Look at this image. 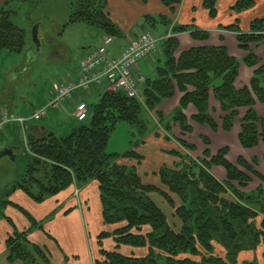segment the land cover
<instances>
[{
    "label": "trees",
    "instance_id": "1",
    "mask_svg": "<svg viewBox=\"0 0 264 264\" xmlns=\"http://www.w3.org/2000/svg\"><path fill=\"white\" fill-rule=\"evenodd\" d=\"M18 1H29L34 5L43 0ZM158 1L172 8L181 0ZM68 3L69 23H83L99 29L105 36L122 37L123 34L106 12L105 0H68ZM215 5L216 0H202V7L210 18L216 16ZM252 7L254 0H237L231 11L240 13ZM11 15L14 13L0 10V53H20L24 49L25 31L13 23ZM157 20L167 24L164 17L145 18L143 24L153 29ZM262 27L264 18L257 19L251 25V30L256 31ZM226 28L235 30V26ZM172 31L174 37L162 42L163 67L159 66L155 80L146 81L143 106L119 92H105L96 104L87 105V119L77 123L64 137L41 131L26 122L23 125L26 141L23 143L18 128V135L14 133L15 139L8 144V147L16 149L15 161L11 162L7 158L11 172L0 188V217L4 206L10 205L7 199L15 190L41 203L72 185L80 190L96 182L104 224L116 226L124 223V226L112 233L103 232L99 235V247H102L101 241L106 238H111L115 247L113 251L101 249L95 264H237L238 255L254 252L260 245H264V185L252 195H244L231 184L236 182L239 187L246 188L250 179L245 173L256 177L261 183H264V178L241 158L237 164L244 173L228 163L225 149L214 157H209L208 152H205L204 156L210 160L197 165L188 161L184 165L177 163L171 169L163 167L158 177L162 186L167 188L165 192L142 184L135 169L117 164L119 159L140 161L141 157L136 152L129 151L124 155L106 153L110 132L117 122L125 121L140 129L144 128L141 117L143 107L154 110L161 101L171 99L175 89L183 96L171 118L188 133H191V128L183 112L189 104L197 111V116L193 118L196 123L207 124L212 131L216 129L207 111L210 87H216L212 89L213 96L221 102L222 110L226 112L223 126L225 131L231 129L236 108L253 104V94L258 102L264 103V90L258 83L264 78L263 72L256 73L260 79L252 80L251 92L246 90L236 93L232 85L237 77L238 62L224 48L197 47L182 52L178 58L174 57L178 50L174 34L187 32L192 40L199 42L208 39L207 31L197 29L194 25L177 26ZM236 33L238 42L243 44L249 39H263L264 31L259 32L257 37L254 34L249 36L247 33ZM244 46L241 45L246 49ZM244 63L254 66L257 60L248 53ZM187 86L192 87L194 92L188 93ZM158 117L161 120L162 117ZM256 124H260V131ZM263 138L264 120L259 121L252 111H248L242 120L240 145L251 149ZM181 144L193 149L184 142ZM18 152L22 158L20 161L17 158ZM212 166L225 170L227 181L224 184L212 175ZM150 193H157L175 209L174 216L180 223L179 230L168 224L164 213L149 198ZM169 194L179 200L177 207ZM21 212L37 227L27 213ZM10 225L13 231L6 241L9 262L51 264L45 249L31 243L26 233L18 232L13 224ZM146 226L150 232L145 236L139 234L142 227ZM213 243L225 251L223 258L213 254ZM122 246L145 248L147 254L141 258L125 256L118 252ZM195 257H200V260L189 259ZM262 257L264 259V253ZM246 264L260 263L252 261Z\"/></svg>",
    "mask_w": 264,
    "mask_h": 264
},
{
    "label": "rangeland",
    "instance_id": "2",
    "mask_svg": "<svg viewBox=\"0 0 264 264\" xmlns=\"http://www.w3.org/2000/svg\"><path fill=\"white\" fill-rule=\"evenodd\" d=\"M4 1H9V3H4L3 7H0V10L3 9L6 12H13L14 15H11V19L13 23L25 31V45L24 49L20 53H10L7 51H3L0 53V105H4L7 108L9 114H15L17 116H21L24 118H28L31 116L33 111L38 108L45 106L49 99L54 95L53 87L60 81L61 77L71 69L73 64H76L79 61L81 54L89 51L95 50L94 48L99 44L100 37L102 33L99 29L89 26L83 23H69V3L68 0H43L42 2H36L32 5L29 1H18V0H0V3ZM255 3V1H254ZM3 4V3H2ZM7 5V6H6ZM255 5V4H254ZM258 20L264 18V11L259 14ZM256 19V20H257ZM256 20L250 21L245 23V25L241 24L238 25L237 21L234 22L231 26H235V30L227 29V28H220L222 30L227 31L228 33L232 34L233 36L230 37V41H233V45L231 44L230 50L232 51V55L228 53V50L223 45L218 46H211L210 44H214L209 41V37L206 41H199L203 43H207L203 47H222L224 48L228 55L234 58L238 62V70H237V77L233 82V91L236 93L243 92V91H250L251 92V82L255 79H260L256 76L257 72H263L264 76V33H262L263 39H252L248 40L247 43L241 44L237 40V33H247L249 36H258L259 32H263L260 28L259 30H251V25L255 23ZM38 26V33L37 38L40 42V48L37 50L36 45L32 39V29L33 27ZM117 27V26H116ZM150 28L141 26V29ZM117 29H119L117 27ZM159 32L161 29H158ZM173 30V29H172ZM142 31V30H141ZM140 31V32H141ZM153 35L157 36V31L149 30ZM254 31V32H251ZM139 32V33H140ZM187 33V32H185ZM181 34V33H179ZM190 37L189 33H187ZM168 35L173 36L172 33H168L167 35L161 38V43ZM175 38L176 35L174 34ZM216 35V34H214ZM105 36V35H104ZM170 36V37H171ZM112 37V36H106ZM106 37H103L106 38ZM174 37V36H173ZM114 39L113 43L109 47V51L111 56L115 54L114 49L118 45L119 39L112 37ZM191 38V37H190ZM102 39V42H103ZM177 39V38H176ZM192 39V38H191ZM130 40V39H129ZM194 41V40H193ZM215 40H213L214 42ZM178 42V40H177ZM198 42V41H195ZM228 42V43H229ZM102 44V43H101ZM244 46L246 49L241 47ZM162 46V44H161ZM197 48V47H196ZM162 49V47H161ZM178 49H179V42H178ZM192 49V48H191ZM163 50V49H162ZM190 50V49H188ZM186 50V51H188ZM185 52V51H183ZM155 53V52H154ZM153 53V54H154ZM178 50L176 51L174 57H177ZM250 53L254 58H256L257 63L254 66H248L244 63V58ZM152 54V55H153ZM151 55V56H152ZM164 57V53L162 52ZM87 56V55H86ZM84 58V57H83ZM149 58V57H148ZM81 61V60H80ZM163 67V63L161 65ZM260 87L264 90V78L260 79L258 82ZM146 88V84L141 90L140 98L136 100L142 106L144 104V93L143 89ZM216 89L215 86L208 88V101H207V111L211 120L214 122L216 127L215 131H212L211 128L207 124H198L196 123L193 118L197 116V111L192 104H189L187 108L189 110L184 109L185 113L183 112L186 120L187 125L191 128L197 127H205L211 133L216 134L217 137L214 139L215 147L210 150L211 146V139L208 136V132L206 130H198L195 133H188L181 129L179 123H176L171 118L170 115H163L162 113H158L157 110H143L141 113L142 121L144 123V128L140 129L135 124H130L125 121H119L115 124L113 130L110 132L109 139L107 142L106 153L108 154H117V155H124L129 151H133L143 155L144 160L142 161L141 165L139 161V165L135 162L130 160V163L120 161L117 164L119 166L133 168L136 171L139 170L140 173H148L150 168H154L158 164H165L163 166H168V159H161L156 156L155 147L154 145H159V143H152L150 141H146L145 139L149 138L150 136L157 137L159 136L158 131L160 127H162L165 135L169 139H174L178 142V145L184 148L182 150H172L170 155L177 158L174 163L184 165L183 163H188L191 161V164H200L202 161L207 162L210 160L209 157L216 156L220 151L227 150V154L225 159L231 164L236 170H239L244 173V171L238 166L237 160L242 159L251 168L258 173L262 178H264V138L259 141L258 145L254 148H251L253 151L249 153L248 156L242 158L240 156H234L236 162H230L228 157H233L236 154V150L233 149L232 145H236V143L230 144L232 142H236L238 146H240L244 150H251L243 148L239 143V134L241 132V125L242 120L244 117L237 118V113L241 112H248L252 111L259 121L264 120V103H260L256 100V97L252 95L253 104L249 107H238L236 108V116L232 121V126L230 131H225L223 129L226 116V112L222 110L221 102L218 101L213 96V90ZM188 93H193L194 89L190 86L186 87ZM102 91H100L101 93ZM98 91L95 90L94 87L90 89V96L85 98V102L88 106L94 105L99 100ZM180 97V100L183 94L175 89L174 95L171 99L167 100H174V97ZM178 99V98H177ZM211 99V100H210ZM179 100V101H180ZM211 101H213L211 103ZM174 102L172 101V104ZM259 108V112L255 111L256 108ZM65 108V106L63 107ZM61 109V111H48V115L37 122H28V125H43L47 128H50L57 136L64 137L69 134L70 130L77 124V121L71 116V110L73 108L71 106ZM144 108V107H143ZM176 109V108H175ZM174 109V110H175ZM214 109V113L211 114L212 110ZM173 110V111H174ZM172 111V112H173ZM245 113V115H246ZM158 115L162 118L159 119ZM244 115V116H245ZM20 117V118H21ZM256 128L260 131V124H256ZM234 127V128H233ZM6 128V127H5ZM157 132V133H156ZM10 134V126L8 125L4 131H0V136L5 137L6 135ZM196 134V136H195ZM202 134L204 136H202ZM231 134V135H230ZM189 135H192L190 137ZM219 135V136H218ZM226 135V136H225ZM189 136V137H188ZM186 137V139H185ZM198 138V139H197ZM166 139V138H165ZM195 139L196 144L195 143ZM200 139V140H199ZM145 141V143H144ZM194 142L193 144L191 142ZM181 142L186 143L189 146H192L193 149L185 148ZM144 144V145H142ZM175 148L170 144H166V147ZM197 145V147L195 146ZM160 146V145H159ZM165 148V145H161ZM199 146V147H198ZM229 147V148H228ZM3 148V147H2ZM3 149L0 148V151ZM208 152L209 157H205L204 153ZM231 152V153H230ZM20 153H17V158L19 161L22 159ZM231 154V155H230ZM0 159V188L5 184L7 175H9L10 167L7 163V160ZM262 159V160H261ZM124 160V159H121ZM259 161V162H258ZM134 163V164H133ZM167 167L169 169L173 168ZM219 167V166H214ZM224 170L222 167H219ZM144 171H140L143 170ZM211 171V170H210ZM225 171V170H224ZM157 171L154 175H158ZM137 173V172H136ZM213 173L215 171L213 170ZM226 173V172H225ZM218 174V173H217ZM245 175L250 179V182L246 186V188L239 187L238 184L231 183L239 193L244 195H252L256 190L263 186L264 183H261L259 179L249 174ZM163 189L167 191V188L163 186ZM230 195V194H229ZM176 202L179 205V200L177 199ZM95 200L94 198L91 200V210H90V219H89V226L85 230L84 233V249L86 251V258L87 261H90L89 264H92V256L96 253L99 240L97 236L105 231L103 222L101 219V214L95 213L94 209ZM172 226L173 220L169 219ZM178 225V224H177ZM124 226L123 224H118L112 228H108L110 231H114L118 228ZM175 230H179L178 228L174 227ZM150 232L149 227H142V231L139 232L141 235H146ZM103 248L111 249L113 242L112 239L106 238L102 241ZM213 254L215 256H219L223 258L225 256V251L216 243H213ZM120 253H125V256H131L128 251H120ZM264 253V245H260L254 252H243L237 257V264H246L247 262L256 261L260 264H264V259L262 257ZM147 254V250L144 249H137V251L133 254L135 257H145ZM185 258V257H181ZM188 258V257H187ZM193 261H199L200 257L189 258Z\"/></svg>",
    "mask_w": 264,
    "mask_h": 264
},
{
    "label": "crops",
    "instance_id": "3",
    "mask_svg": "<svg viewBox=\"0 0 264 264\" xmlns=\"http://www.w3.org/2000/svg\"><path fill=\"white\" fill-rule=\"evenodd\" d=\"M236 1L237 0H216V5H215L216 16L215 18H210L208 12L202 7V0H181L179 4L173 6L172 8L165 7L158 0H105L106 12L108 13L110 20L114 23L115 26L119 28V30L123 34L122 37L119 38L118 45L114 49L115 54L112 56L114 58L120 57V55L123 52V49L128 44L129 39L135 38L141 30H144L141 29V26L147 27L143 24V22L145 18H150V17L155 19L164 17L167 19V24L166 23L164 24L162 22L159 23V21L157 20V22L154 23L155 24L154 28L149 29V30L157 31L158 33L157 36L154 35L155 38H157L159 41L157 45V49L152 56L139 62L136 65V67L133 69V73L135 75H142L146 78V80L156 79L159 66H161L162 63L164 62V57L162 55L163 51L161 49L162 47L161 38L167 35L168 33L169 34L172 33V29L177 26L194 25L197 29L207 31L209 34L208 40L214 43V44H210L211 46L223 45L228 50V53L232 55L233 53L230 50V47L231 44L233 45V41L229 42L230 37L228 36H233V35L220 28L221 27L226 28L228 26H231L236 21L240 26L241 24L245 25V23L259 18L260 17L259 14H261L264 11V0H254L255 1L254 7L245 10L243 12L236 13L234 11H231V8L235 5ZM4 3H9V1H4V2L1 1L0 7H3ZM158 29H161V31L159 32ZM103 37L106 36H104L102 33V36L100 37L99 40V44L94 49L98 48L101 45ZM176 38L179 42L177 57L183 51H186L191 48L203 47L206 44H208V42L203 43V42L193 41L188 36L187 33L178 34L176 35ZM213 40L215 41L213 42ZM90 52L91 51L81 54L79 61L76 64H73L71 66V69L67 71L64 74V76L60 78L61 80L58 81L57 83L65 84L70 81L77 80L81 76L79 69L80 60L86 55H88ZM93 87L95 88L96 91L99 92L98 95L100 98L105 92H107L106 91L107 86L105 84H102L100 86H93ZM100 91L102 92L100 93ZM90 95L91 94L89 91L83 96H78V97L75 96L73 98V102L66 103L65 108L71 106V108H73L74 111V107L78 103L83 102L86 104L84 99L89 97ZM179 100L180 97L177 96L174 97V100L173 99L163 100L155 108V110H157L158 113H162L164 116L165 115L168 116L172 113V111L176 107H178ZM172 101L174 102L173 104ZM212 102L213 101H211V103ZM189 108L187 109L189 110ZM258 109L259 108L255 109L257 113L259 112ZM143 110H146L145 107L143 108ZM73 111L71 110V113H73ZM211 112H212L211 114H213L215 112L214 109ZM4 113H7L10 117L13 118L21 117L15 114H9L7 108H5L4 105H0V118ZM245 113H246L245 111L244 112L239 111L237 113L238 120L240 119L239 117H244ZM29 118L30 117H28L27 119ZM27 122H35V121H27ZM190 124H191L192 135L197 131L196 129L200 131L206 130L209 133L208 136L211 139V143L209 146H211L210 150H212V148L215 147L214 139L217 137V135L211 133V131H209L205 127L195 126L196 128L195 129L194 127H192L193 124L192 123ZM10 125L9 126H10L11 135L8 134L4 138L0 136L1 149L7 148L9 146L8 144L15 139L14 133L18 135V131H17L18 128L20 131L19 134L20 140L23 143H25L26 141V132L24 131L25 127L21 126L18 123H12ZM33 126L37 127V129H40L41 131L51 132L55 134L54 131L43 125H33ZM158 133L159 136L157 137L150 136L145 140L150 141L154 144L159 143L160 146L159 145L153 146L155 147L156 156L161 159L167 158L168 159L167 167H171L172 165H174V163L176 162L175 160L177 159L174 156L170 155L171 151L172 150L174 151V149L184 151V148L178 145V142L176 140L174 139L168 140L166 135H165L166 138L165 139L163 136L165 132L163 131L162 127H160ZM198 134L201 133L198 132ZM192 135L189 136L192 137ZM202 136L204 135L202 134ZM196 141L197 140L195 139V143L191 141L190 142L192 144L193 143L196 144ZM233 143H236V145H232L234 147L233 149L236 150V154H234L233 157L231 156L228 157V160L230 162H236L234 156L235 157L240 156L242 158H245L246 156L249 155L251 151L254 150V149L253 150L242 149L240 146H238L237 140L236 142L231 141L230 144ZM166 144H170L175 148H171L168 145H167L168 147H166ZM161 145H165V148H163ZM195 146L197 147V145ZM137 154L141 157V162H140L141 165L142 161L144 160V157L139 153ZM5 160H7V163L5 164H9L8 159L6 158ZM127 160L128 159H124V160L119 159L118 163L120 161L121 162L124 161L129 164L130 162ZM130 161L135 162L136 164L139 163V161L136 160H130ZM163 165L165 164H158L154 168H150L148 170V173H140L139 170H137L136 171L137 175L139 176L142 184L154 186L162 191H165L163 189L162 184L160 183V179L158 175H154V173H156L161 168L166 166ZM213 170L215 171V173H213ZM140 171H144V169ZM211 173L216 178V180L221 184H224L227 181L226 173L221 168L212 166ZM170 196L173 199L175 206L177 207L178 206V203L176 202L177 198L173 195ZM93 198L95 200V205L93 210H95V213L97 212L98 214H101V219H102V206L100 202L98 183L96 182H91L86 187L80 190L77 189L74 185H72L65 191H62L53 197H49L41 203H37L33 201L22 191L15 190L13 193H11V195L7 199L10 205L4 206V208L2 209V217H0V264H21L18 261L9 262L8 260L6 241L8 239V236L13 231L10 224L14 225L16 231L26 233L27 239L31 243L37 245L40 248L45 249L49 253L51 264H89L90 261H87L88 259L86 257L87 253L83 245L85 241L84 233L89 226L88 222L90 219L91 200ZM149 198L164 213L167 222L171 227L178 228V225L180 226L178 219L174 216L175 209H173L170 205H168L160 195H158L157 193H150ZM21 210L27 213L32 218V220H34L37 227L33 226L30 223L29 219L21 212ZM169 219L173 220L172 224L174 226L171 225ZM102 222L105 229V231L103 232L112 233V231H110L108 228H112L114 226L105 225L103 219ZM99 235L97 236V238L99 237ZM102 241H101V246L103 245ZM114 247H115L114 243L111 249H105L103 248V246L102 247L98 246L96 253L92 256V264H95L96 260H99V251L101 249L106 251H113ZM120 251H128L130 255L131 254L133 255L137 251V249L128 246H122L118 249V252ZM121 254L124 255L125 253H121Z\"/></svg>",
    "mask_w": 264,
    "mask_h": 264
},
{
    "label": "built area",
    "instance_id": "4",
    "mask_svg": "<svg viewBox=\"0 0 264 264\" xmlns=\"http://www.w3.org/2000/svg\"><path fill=\"white\" fill-rule=\"evenodd\" d=\"M113 41L112 37L104 38L98 48L82 58L79 63L81 76L77 80L54 85V95L45 106L33 111L29 119L13 118L4 113L0 118V131L12 123L23 126L27 121H40L48 115L49 110L61 111L66 103L73 102L75 96H83L91 87L102 84L107 86V92H119L129 99L142 101L141 90L147 80L142 75H135L133 69L156 51L159 41L149 30H142L128 41L118 58L111 56L109 51ZM87 114L86 104L80 102L74 107L71 116L81 123L87 119Z\"/></svg>",
    "mask_w": 264,
    "mask_h": 264
},
{
    "label": "water",
    "instance_id": "5",
    "mask_svg": "<svg viewBox=\"0 0 264 264\" xmlns=\"http://www.w3.org/2000/svg\"><path fill=\"white\" fill-rule=\"evenodd\" d=\"M32 33V39L36 45V49L38 50L40 48V42L37 38L38 33V26L35 25L31 31ZM15 151L16 149L14 147H7L0 151V159L8 158L9 161L14 162L15 161Z\"/></svg>",
    "mask_w": 264,
    "mask_h": 264
}]
</instances>
